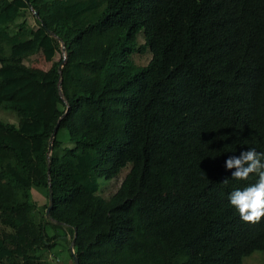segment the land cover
<instances>
[{"label":"trees","instance_id":"1","mask_svg":"<svg viewBox=\"0 0 264 264\" xmlns=\"http://www.w3.org/2000/svg\"><path fill=\"white\" fill-rule=\"evenodd\" d=\"M62 46L60 69L24 63ZM0 108L16 115L0 119V264H48L49 221L69 243L76 229L72 264L264 252V220L242 221L228 198L258 178L225 167L264 151V0H0ZM123 172L103 197L99 179ZM33 189L47 197L39 220Z\"/></svg>","mask_w":264,"mask_h":264},{"label":"rangeland","instance_id":"2","mask_svg":"<svg viewBox=\"0 0 264 264\" xmlns=\"http://www.w3.org/2000/svg\"><path fill=\"white\" fill-rule=\"evenodd\" d=\"M25 17L28 25L33 29L37 28V24L33 17V10L29 8L28 11H25ZM139 42L143 40L141 38H137ZM65 56V52L60 50V52H56L51 61H45L43 55L41 53L35 54L32 56H28L24 58V63L28 65L34 72H36L39 76H42L43 73L51 66L52 63L63 58ZM150 55L145 54L142 57L137 58V62L140 64L145 63L149 59ZM0 119L6 122H14L16 120V115L13 111L3 110L0 108ZM63 136V134H61ZM125 172L119 175L117 178H113L109 180L107 184H104V179H99V183L103 185V188L100 190V194L103 197H108L116 191L117 186L119 185L121 179L123 178ZM32 198L36 202L32 211L36 215V219L39 220V215L44 213L43 205L47 201V197L33 189L32 190ZM46 218V217H45ZM53 222L49 221L45 225V233L46 236L54 241V247L48 251L44 255V259L48 262V264H72L69 257V250L71 242L69 243L70 236L65 226H53ZM74 251V250H72ZM264 254L262 251H255L251 255L243 258L244 264H263L264 258L262 259L261 255Z\"/></svg>","mask_w":264,"mask_h":264},{"label":"clouds","instance_id":"3","mask_svg":"<svg viewBox=\"0 0 264 264\" xmlns=\"http://www.w3.org/2000/svg\"><path fill=\"white\" fill-rule=\"evenodd\" d=\"M63 58L65 60V56ZM225 167L231 171L232 179L247 181L253 175L258 178L255 183L232 190L228 198L242 221L253 225L260 223L264 220V151L243 150L239 155L229 156ZM223 183H228L227 177Z\"/></svg>","mask_w":264,"mask_h":264},{"label":"water","instance_id":"4","mask_svg":"<svg viewBox=\"0 0 264 264\" xmlns=\"http://www.w3.org/2000/svg\"><path fill=\"white\" fill-rule=\"evenodd\" d=\"M33 13H34L35 16H37V14H38L37 11H35V10H33ZM62 51H64V48L63 47H62ZM63 61H64V58L60 62L59 69L62 67ZM58 87L60 89V81H58ZM57 128H58V123H56V125H55V127L53 129V132L51 134V138L56 133ZM50 150H51V145L48 146V152H47V154L50 153ZM47 175H49V166L47 167ZM52 206H53V195H52L51 187L49 185L48 186V204H47L46 209H45V215H46V217H49L50 210H51ZM75 237H76V229L74 228V235H73V239H72L71 245H70V251H71V253H74L72 250H73V243H74ZM73 264H79L78 258L75 255L73 256Z\"/></svg>","mask_w":264,"mask_h":264}]
</instances>
